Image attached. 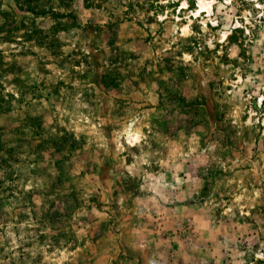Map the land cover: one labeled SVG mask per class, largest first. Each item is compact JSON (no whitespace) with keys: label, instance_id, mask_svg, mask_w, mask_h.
I'll return each instance as SVG.
<instances>
[{"label":"rangeland","instance_id":"rangeland-1","mask_svg":"<svg viewBox=\"0 0 264 264\" xmlns=\"http://www.w3.org/2000/svg\"><path fill=\"white\" fill-rule=\"evenodd\" d=\"M0 264H264V0H0Z\"/></svg>","mask_w":264,"mask_h":264}]
</instances>
